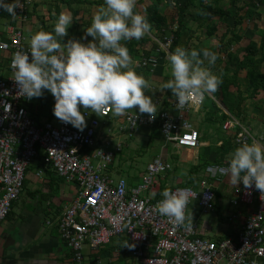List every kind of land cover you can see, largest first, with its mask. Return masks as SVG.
Listing matches in <instances>:
<instances>
[{
    "label": "built area",
    "instance_id": "2783aa9c",
    "mask_svg": "<svg viewBox=\"0 0 264 264\" xmlns=\"http://www.w3.org/2000/svg\"><path fill=\"white\" fill-rule=\"evenodd\" d=\"M31 5L32 0H20L15 16H0L4 72L0 75V93L8 92L0 94V222L18 200L27 169L42 154L36 176L51 171L75 191L63 211L46 220L69 248L72 264H86L85 246L97 251L120 236L134 244L131 258L136 264H264V194L254 184L246 188L241 182L232 189L229 205L234 212L227 217L235 224V232L230 236L204 237L196 222L187 219L177 227L156 210L163 199L162 191L170 188L185 190L188 205L197 201L202 212L215 211L217 189L229 178V154L221 163H204L195 184L188 186H162L161 179L173 165L161 155L152 157L136 179L129 180L114 168L123 144L139 129L155 124L165 144L198 150L202 143L193 115L200 111L208 93L193 94L184 109H177L174 96L169 106L158 109L154 119L131 110L114 115L110 106L105 109L107 115L100 116L81 107L86 119L83 130L53 114V97L54 104L46 111L52 117L35 119L37 98L20 96L11 67L16 51L29 50L24 26L29 22ZM176 29V23L169 24L159 36H152L153 48L134 61L137 71L153 73L168 62ZM47 93L45 90L42 96ZM5 103L11 105L10 111L4 110ZM155 103L158 105L159 100ZM222 129L232 137L229 153L244 142L264 143V131H253L231 114H227Z\"/></svg>",
    "mask_w": 264,
    "mask_h": 264
},
{
    "label": "clouds",
    "instance_id": "9594fccd",
    "mask_svg": "<svg viewBox=\"0 0 264 264\" xmlns=\"http://www.w3.org/2000/svg\"><path fill=\"white\" fill-rule=\"evenodd\" d=\"M137 0H104L86 28L83 39L70 38L68 28L73 23L70 13L61 12L52 31L39 30L30 37L29 50H18L11 61L12 78L20 96L38 98L49 91L55 98L53 114L62 122L83 130L85 115L81 107L100 116L107 115L110 106L114 115L138 109L154 119L158 108L148 80L137 73L134 61L124 41L139 40L151 29L147 17L136 11ZM20 0H0V8L12 16ZM92 37L87 43L83 42ZM218 55L208 48L188 49L178 45L167 55L171 79L159 90H171L177 109H184L193 94L216 92L223 83L222 76L213 72ZM207 60L209 66H205ZM2 95H8L7 90ZM4 110L11 105L5 103ZM229 182L238 187L255 188L264 194V143L253 140L236 147L226 158ZM155 195V193H153ZM156 210L168 217L175 226L188 219V199L185 190L165 188Z\"/></svg>",
    "mask_w": 264,
    "mask_h": 264
},
{
    "label": "crops",
    "instance_id": "0c3cea01",
    "mask_svg": "<svg viewBox=\"0 0 264 264\" xmlns=\"http://www.w3.org/2000/svg\"><path fill=\"white\" fill-rule=\"evenodd\" d=\"M243 1V20L238 29V34L242 37V40L239 44L233 45V47L235 46V49L244 47L249 42L256 43L257 47L260 45L264 46V3H261L262 0ZM52 4L54 6V0L32 1L29 22L24 26L28 44H30L28 40L33 33L44 30L45 28L47 31L53 30L54 27L51 26L52 19H57V17L54 15L56 12L54 10L53 12L51 11ZM56 10H58L57 7ZM41 22H44L48 26L45 28L42 26L44 29H41ZM229 25L232 28L233 22H229ZM74 38L81 39L79 35H75ZM68 39L67 36L64 37L65 42ZM151 49L146 44L141 46V50H137L134 54H131L133 61L137 60L141 53H148ZM241 54L242 52H240L239 56ZM1 56L2 53L0 52V75L4 74L2 70L3 58ZM132 66L135 68L134 63ZM159 68L153 73L137 71L135 69L137 73H142L147 80H151L149 82L152 83L149 93H151L154 102L159 100V104L157 105L158 109L169 106L171 102L168 100L164 101L166 98L165 90H159L161 88L160 80L158 79L161 76L157 77ZM263 95L264 92L261 91L256 96V99L264 97ZM53 97L48 91L45 97L41 96L37 98L36 111L38 113L35 114L36 120L39 121L52 117L46 111L54 104ZM247 101L248 99L243 101L241 105L242 109L248 104ZM45 103L48 105L47 107ZM131 111L139 113L135 109ZM240 111L242 112V110ZM255 115H258L257 120H255V122L259 123L258 127H255L248 120L243 119V114L239 115V118L243 125L251 127L255 132H262L264 131V115L262 116L261 112ZM245 116L244 114V118ZM227 136L229 135L227 134ZM229 137L232 139L231 136ZM218 143L221 142L219 141ZM204 160L205 162L215 161L213 157H206ZM204 160L202 159L200 163L204 164ZM40 166L36 162L27 169L23 189L18 200L13 203L12 209L6 218L0 222V235L4 234L12 239V241L10 240L7 243V251L1 247L3 241L0 240V253H3L0 256V264H72L69 248L58 235L56 228L46 224L48 218L53 217L54 214L61 213L73 198V193L71 194L70 192L71 186L65 184L63 180H58V178L57 180H52L49 177L51 171L47 172L46 170L42 177L36 176V171ZM50 181H57V193L52 190ZM233 187L234 185L229 182V178H226L217 189L218 201L216 210L208 213L203 212L206 216H213L217 222L210 225L207 221L208 218L200 224L196 220H193L198 224L202 236L207 238H213L219 235L230 236L235 232V224L231 223L227 217L234 212V209L229 205ZM241 210L244 211L243 208ZM133 248L134 244L128 238L120 236L114 238L109 244L101 246L97 251H92L89 246H85L83 248V254L86 257V264H136L131 258Z\"/></svg>",
    "mask_w": 264,
    "mask_h": 264
},
{
    "label": "rangeland",
    "instance_id": "374dc122",
    "mask_svg": "<svg viewBox=\"0 0 264 264\" xmlns=\"http://www.w3.org/2000/svg\"><path fill=\"white\" fill-rule=\"evenodd\" d=\"M34 1V0H32ZM63 0H54L55 4L53 6L52 4V9L56 12L55 17H57L61 12H67L70 13L73 17V23L72 25L68 28V35L67 37L74 38L75 35H79L81 39H83L86 35V28L89 27L92 23V18L97 9L100 6L97 5H89V4H77L73 3L71 5H67L66 3L62 2ZM168 5L165 8V14H171L174 13L175 9L173 6L174 0H166ZM244 3L243 0H238L236 2V8L238 7H244L242 5ZM262 4L264 3V0L261 2ZM56 7L58 10H56ZM223 9L225 12L228 14V23L233 22V17H234V12L236 11V8L231 6L228 2H225L222 5ZM241 13L243 12L242 10L240 11ZM212 16V13L210 11L206 12L205 14L202 13L200 10L194 9L189 11V28L183 29L184 32H186V35L184 36V40L188 37L189 43L188 45L191 47L193 46H199L201 48H208L211 51L212 50H217L218 49V37L221 35V33L224 31V25L218 24L217 22V16H212V22L214 24H217V35L212 36V37H206L205 36V27L201 26L198 27V23L201 19L203 18H210ZM52 19V24L51 26L54 27V24L57 20ZM230 19V21H229ZM47 27L44 22H41V29H44L43 27ZM44 30L47 31L45 28ZM195 32V33H192ZM152 36H154L153 33H145V35L142 38H149L147 42H143L140 44V46H137L135 48V52L137 50H141V46H144L146 44L147 47L153 48L154 43L152 40ZM89 40H92L91 36H88L86 40H83V42L87 43ZM30 43V39L28 40ZM234 49L230 52H235V46L233 47ZM228 51L226 48L221 47L218 51V59L216 60L215 64L212 65L215 70H221L224 66V63L226 62V54ZM220 57V58H219ZM168 62L162 64L159 68V71L157 72V77L160 80V84L162 85L169 79H171V67ZM205 66H209L207 60H205ZM210 67V66H209ZM163 78V79H161ZM151 80L148 79V82ZM238 83L240 85L241 89H244L246 80L243 77L238 78ZM150 85L152 83H149ZM159 84V83H158ZM232 92L234 93L235 88H231ZM146 94L151 95V93L146 92ZM247 93L245 92V96ZM165 96L166 98L164 101H171L174 99V95H172L171 90H165ZM205 98V103H204V108L208 110H212L213 108V102L216 103L217 107L220 108L222 112L225 114H233L237 119L239 118V115L243 114V119L246 121L248 120L251 124H253L255 127L259 126V123L255 122L257 120L259 112H261L262 116L264 115V97H260L256 99L257 97L254 98H249L248 96V104L246 106L239 109L237 111L234 109L233 111H230L223 103L220 102L219 98L217 96H212V93L206 94ZM264 96V95H263ZM258 109V110H257ZM134 110V109H131ZM138 111V109H136ZM242 110V112L240 111ZM236 112V113H235ZM244 114L246 115L244 118ZM255 115V116H253ZM204 116V113L202 110L199 112L195 113L193 115V121L196 124V127L198 129V132L200 136H205L206 141H201L202 145L198 150H186V149H179L174 147L171 144H165L164 140L162 138H158L155 140H150L148 138V135L144 133V128L139 129L137 131V134L135 137H133L130 141H126L123 144V150L120 153V155L116 158V161L114 163V168L117 169L120 175L124 176L125 178L131 180L132 178L136 179L139 178V176L142 174L143 170L145 169V166L147 162L154 156L161 155L164 159L169 161L173 165V170L169 172L166 176H164L163 179H161V184H168L169 186H178L179 183L185 184L193 180L192 184L194 185L196 179H198V176L200 174L199 169L195 170L194 167L198 166L200 161L203 159L212 158L215 155V152H213V147L215 145H218L219 137L220 136H227L226 132L221 131V134H218L215 132L214 129L210 127H206L207 124L202 122V118ZM55 122V121H53ZM244 123V122H243ZM245 124V123H244ZM203 163H206L205 160ZM203 165V164H201ZM70 192L71 194L73 193V196L75 194V191L73 190L72 187H70ZM187 216L190 221L196 220L199 224L203 223L206 218L208 223L210 225L214 224L217 222L216 219H214L213 216L209 215L206 216V214H203L202 209L198 206L197 201L192 202L188 205L187 209ZM226 219V218H225Z\"/></svg>",
    "mask_w": 264,
    "mask_h": 264
},
{
    "label": "trees",
    "instance_id": "16d2710c",
    "mask_svg": "<svg viewBox=\"0 0 264 264\" xmlns=\"http://www.w3.org/2000/svg\"><path fill=\"white\" fill-rule=\"evenodd\" d=\"M67 5L73 3L77 4H89L101 6L104 3V0H63ZM238 0H174V13L169 16L165 14V8L168 5L166 0H137L136 2V11L144 14L149 23L151 24V29L147 33H153L154 35L159 36L163 27H167L169 24L176 23L177 29L174 32V40L171 45V50L174 51L178 45H182L188 49L196 48L203 49L199 46H189L190 37L184 40L186 32L183 29L189 28V11L192 9L200 10L202 13L210 11L212 16H217L218 24L224 25V31L218 37V49L212 50L217 53L221 47H225L228 53L226 54V62L224 63L223 68L215 70L212 65H210L211 70L222 76L223 83L216 92L212 93V96H217L221 103H223L230 111L236 109L239 111L244 100L249 98L256 97L261 91L264 92V46H256V43L249 42L244 47H238L235 52H230L229 49L235 44H239L242 40V37L238 34V29L243 20V13L240 11L244 7L236 8V2ZM228 2L231 6L236 8L234 12L233 26L230 28L228 23V14L223 9L222 5ZM4 9L0 8V15H7ZM212 16L210 18H203L199 21L198 27H205V36L212 37L217 35V24H214L212 21ZM195 33V32H192ZM149 38H140L139 40L132 39L130 41H124L129 53L134 54L135 48L140 46L141 43L147 41ZM240 52H242L241 56ZM220 58V57H219ZM244 73V75H243ZM243 75V78L246 80L244 89L240 88L238 83V78ZM235 88L233 93L231 88ZM245 92L247 95L245 96ZM207 97V96H206ZM204 113L202 122L207 124V128L210 127L215 130L218 134H221L222 124L227 118V114L222 112L220 108L217 107L216 103L213 102L212 110L204 108V104L201 109ZM236 113V112H235ZM37 119V118H36ZM144 133L148 135L150 140H155L160 138V131L157 124L150 127L144 128ZM206 136V135H205ZM204 135L200 137L201 141H206ZM220 145H215L213 147V152L215 155L213 159L215 162L221 163L224 156L232 148L231 138L229 136H220L219 140ZM37 164H42V154H39L37 158ZM202 165L199 164L195 166L194 169L198 170ZM48 172V171H47ZM49 177L52 180H61L53 172H50ZM56 177V178H55ZM52 190L56 191L58 187L56 186L57 181H50ZM193 180L188 183H183L181 185L188 186L192 184Z\"/></svg>",
    "mask_w": 264,
    "mask_h": 264
},
{
    "label": "water",
    "instance_id": "95a60500",
    "mask_svg": "<svg viewBox=\"0 0 264 264\" xmlns=\"http://www.w3.org/2000/svg\"><path fill=\"white\" fill-rule=\"evenodd\" d=\"M0 240L3 241V244H2L1 247H2L4 250L7 251V250H8L7 243H8V241H10V240L12 241V239H11L10 237L8 238V237L5 236L4 234H1V235H0ZM2 254H3V253H0V256H1Z\"/></svg>",
    "mask_w": 264,
    "mask_h": 264
}]
</instances>
